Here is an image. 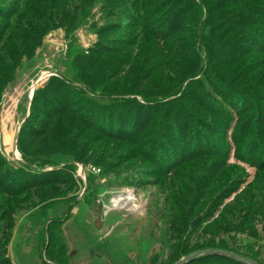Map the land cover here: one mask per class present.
<instances>
[{"label":"rangeland","instance_id":"rangeland-1","mask_svg":"<svg viewBox=\"0 0 264 264\" xmlns=\"http://www.w3.org/2000/svg\"><path fill=\"white\" fill-rule=\"evenodd\" d=\"M193 1L195 6L197 0ZM253 1H237L227 12L237 17L235 10L240 9L243 19L262 17L257 12L264 9V0L247 11ZM17 2L0 0V31L6 32H0V46H4L0 50V181L6 184L4 189L0 185V264L4 259L9 264H45V260L48 264H96L97 260L101 264H175L202 250L200 243L211 234L208 224L220 220L224 207L236 201L241 208L237 240L243 246L253 242L254 249L264 254V86H254L264 84V52H260L264 24L240 37L220 36L209 47L214 55H219L214 46L220 48V57L215 55L205 65L206 72L188 77L200 52L210 54L193 40V21L186 23L185 34H178L180 41L191 45V55L182 54L178 47L162 51L173 36L159 40L151 33L148 54L141 59V41L134 47L124 46L125 40L139 37V28H126L129 15L138 11L133 5L138 0H129L126 6L123 3L128 0ZM17 5L21 13L37 9L38 20L16 18L11 9ZM120 5L126 8L122 11ZM186 5L190 1L182 0L180 6ZM180 17H157L152 28L165 35ZM137 62L140 72L128 78H135L129 86L132 96L125 95L120 76L125 78L123 70L130 75ZM76 75L84 76L82 83L64 79ZM94 75L99 76L100 86L88 89ZM217 85L249 94L242 116L224 105ZM176 86L181 88L175 93L157 94ZM144 89L157 95L144 100L139 94ZM181 99L187 108L177 106ZM135 102L139 104L133 106ZM200 104L203 109L212 106L213 113L200 110ZM111 109L115 119H127L126 126H139L136 143L126 137L132 130L118 132L116 127L110 136L102 130L104 123L98 125L100 129L85 125L91 111ZM170 109H174L172 115H165ZM182 110L198 125L205 124V118L213 126L203 132L200 125H190L186 132L182 122L188 115ZM147 113L146 119L152 115L155 120L140 122L139 114ZM52 114L56 115L53 134L41 141L28 140L27 132L43 129ZM182 131L183 141H178ZM198 131L202 132L198 135ZM41 169L69 179L66 186H51L41 202L49 214L62 205L53 235L59 232L64 241L63 263L53 259L55 249L49 255L43 250V233L34 222L33 206H41L39 198H32V192L21 199L5 192L7 184L17 189L26 173ZM128 195L134 196L128 207L113 206L115 197ZM11 202H23L25 209L9 214L10 207H16ZM62 240L55 245L59 247ZM38 248L43 250L42 258L34 252Z\"/></svg>","mask_w":264,"mask_h":264},{"label":"trees","instance_id":"trees-1","mask_svg":"<svg viewBox=\"0 0 264 264\" xmlns=\"http://www.w3.org/2000/svg\"><path fill=\"white\" fill-rule=\"evenodd\" d=\"M181 1L182 0H138V4L134 3L133 5L138 7V11H135L134 15H129L128 19H127V26L126 28L128 29H132V28H139V30L137 31L138 35V40H134L133 39H127L124 42V46L127 47H134L135 45H137L138 41H141V43L144 44V50L141 52V59L145 58L146 53L148 54V46L150 45V42H148L150 40V38L148 37L149 34L152 33L153 37L158 38L159 40L162 39H166L170 36L172 39H170L165 45H163L162 47V51H173L175 49H177V47L182 51V54H189L191 55L192 52H190L189 50H191V45L183 43V41L179 40V33L182 32L185 34L187 26L186 23L189 21H193L194 22V26L192 31L195 32V37L193 38V40H195V42L197 41V43L200 42V44H198V46L203 47V51L204 53L206 49L204 48H208L209 47H213V43H215L216 41H220V36L222 35H228V34H233L235 37H240V35H243L245 32H248L250 30V28H253L254 26H259L264 24V9H261V12L259 10V12H257V15H262V17H256L253 20L250 19H243L244 16V11H240V9L235 10L236 14L238 15L236 17L235 14L233 13H228L227 9L234 3L241 2L242 0H229L228 2H226L225 4H222L223 0H197V4L194 6L192 5V3L194 2L193 0H189L190 1V5H186V6H180L181 5ZM227 1V0H226ZM26 0H18V4L22 3L23 5L25 4ZM260 0H254L250 6L248 10H251L254 5L255 6H259ZM56 2H54L53 4H55ZM128 2L123 3L124 6H126ZM130 4V3H129ZM141 4L145 5V8L140 7ZM122 5H120V10H124V8L126 7H121ZM26 6H23V9H25ZM58 5H56V9H55V13L58 9ZM147 8V10H146ZM19 5H17L16 7L11 9V14L13 13L14 16H16V18L20 19L23 18L24 16H29L30 19L29 20H33L34 22L36 20H38V17L40 16L39 11L37 9L35 10H31L28 11V9L26 11H23L22 13L19 12ZM188 9V11H191L192 13H194L192 16H188L186 14V12H184V10ZM220 9H224L223 13H220ZM172 11V12H171ZM171 14V15H170ZM178 15H180L181 19L180 22H178V24L176 26H173L171 29H168L167 33L165 35L160 34L158 31H155L154 28H152L154 19L157 17L160 18H164L166 17V19L168 18H172L173 20H177ZM137 16V18H136ZM134 17L136 18V20L134 19ZM262 20V21H259ZM24 22V21H22ZM113 24V23H112ZM201 24V25H200ZM110 28V27H109ZM15 31V27L11 28V34ZM1 34H3L4 32L0 31ZM6 33V32H5ZM4 33V34H5ZM181 33V34H182ZM18 34V35H17ZM20 33H16V36L19 37ZM192 38V37H189ZM159 45V44H157ZM4 48V46H0V50L2 51V49ZM214 49L218 52L219 55H217L216 57H220V48L214 46ZM210 50V49H209ZM239 50H244V52L246 51V49H239ZM260 52H264V48L261 47ZM171 53H169L167 55L166 58H168L170 56ZM199 54V53H198ZM165 54H163L164 56ZM172 55V54H171ZM200 55H198V58L200 57V59L197 61L195 68L192 69L191 73L188 75V77H192L196 74H199L201 71L204 70V72H206L205 70V65H207V63H212L213 62V57L215 56L212 51L210 50V54L206 53V56L203 55L202 52H200ZM213 55V56H212ZM222 56V53H221ZM169 60V59H168ZM224 60H228V59H224ZM199 66V68H198ZM140 66L137 65L136 67H132L130 69V75L127 76L126 72H122L123 77L120 76V78L123 80V83L125 84L124 87V94L125 95H129L132 96V89L129 87L132 84V81L136 78V72L140 70ZM122 71V70H120ZM140 72V71H139ZM135 75V78H132V81L128 80L129 77ZM83 75H80V77H78V75H76L75 77H64V79H66L68 82H80L82 83V77ZM84 77V76H83ZM170 77V75L168 76ZM110 77H108L109 79ZM187 78V77H186ZM185 78V79H186ZM99 76L98 75H94L93 78L89 79L90 81H92L89 85H88V89L91 88L92 85L97 86V82H98ZM62 80V79H61ZM220 81V79H219ZM255 82V81H254ZM134 83V82H133ZM88 84V83H87ZM256 88H262L264 86L260 85V83H254ZM100 86V85H98ZM141 86V85H140ZM217 90L220 92L221 94L219 95V97L221 96V98L223 99L222 102H224V105L226 106H230L233 108L234 112L237 113V116H242L243 115V110L241 108H243V106H246L245 103H243L245 100H247V96L249 95L247 92H244L243 90H241L240 88H234L232 86H227L224 85L223 87L221 86H216ZM253 85L250 86V88H252ZM180 87H165L162 88L161 91H157V94L159 95H165V94H170V93H175L177 90H180ZM115 91V90H114ZM140 96H142V99H145V96H153L151 98H155L154 93H147V90L144 89V91H140ZM135 95H138L137 93H135ZM181 98V97H180ZM179 99V98H178ZM176 99V100H178ZM176 100H172V101H176ZM150 101V100H148ZM137 103V104H136ZM139 104V102H135V104L133 106H137ZM245 104V105H244ZM150 105H154L150 104ZM177 106H182L184 108H187V103L184 99H181L178 101ZM153 107V106H152ZM212 106L210 108L205 107V109H203L202 105L200 104L199 109L200 110H206V111H210L211 113H213L212 111ZM130 108L127 107L125 109V112H123L124 114H127L128 110ZM198 109V110H199ZM177 111H181L179 108L177 109ZM185 113V110H182ZM65 112V111H64ZM172 112H174V109H170L169 111H166L164 114L168 116H171ZM73 113V112H72ZM153 113V111H152ZM151 113V114H152ZM56 114V113H55ZM55 114L51 115L50 120L48 121V123H45V126L43 127V129L35 132V131H28L27 132V138L28 140H30L31 138H35L34 140L37 141H41V139L43 138L44 135H47L48 133L53 134L54 131V122H55ZM61 114V112L58 113V115ZM105 114V115H103ZM57 115V116H58ZM115 115V110H110L108 113L102 111V112H94L91 111L90 114H88V118L87 120H85L87 126L93 127L95 126L96 128H99L102 123H104L106 129H102L105 133H107L110 136H114V132L116 127H119L118 132L120 131H131V133H126L129 135H126V137L132 138V142L136 143V141L139 138V135L141 134V129L139 128V126L137 125V127H135L136 125H129L126 126L127 119H124L123 117L119 120V119H115L114 116ZM147 115H144V117L142 115L139 114V118L138 120L141 121H145L148 120L146 122V124L151 123L155 120V117L152 115H150L147 118ZM188 118L185 119V121L182 122V125L184 126V130L187 132L188 131V127L190 125H192L193 127H199L197 121L195 119H191L189 114L185 113V117ZM100 116L102 118H100ZM203 120V125H200V127L202 128L203 132L205 129L210 128V125L212 123H209L207 121V119L202 118ZM119 120V121H118ZM137 121V122H139ZM116 122H118V124H116ZM137 122L135 124H137ZM196 123V124H195ZM130 124V122H129ZM99 125V127H98ZM213 126V124L211 125ZM100 129V128H99ZM202 131H198V135L201 133ZM183 134L184 131H182V135L180 134V136L178 138H176L178 141H183ZM200 156H202L201 154H198ZM51 172V173H50ZM55 171L52 170H48V171H42L41 170H36V171H29L28 173H26L25 177L22 179L24 182H22L23 185H20L17 189H15L14 187H12L11 184H7V187L5 188V192L7 194H9L10 196H12L13 198H19L21 199V197L23 198H27L29 192H32V198L33 197H38L40 200V203L43 202L42 200V194L44 195L43 198H45V194L47 192V190H49L51 188V186L53 185H61V186H66L69 183V179L66 177H61V175H49V174H53ZM55 174V173H54ZM197 176V175H196ZM194 176V177H196ZM199 177V176H197ZM29 181V182H28ZM0 185L2 186V188L4 189V186L6 184H4L2 181H0ZM51 192V191H49ZM243 195V194H241ZM241 195H239L238 197H240ZM48 198V197H47ZM30 200V198H28ZM191 199V198H190ZM32 203V202H31ZM20 204L23 205V202L20 203H13L11 202L10 205L12 206H16V207H10V209L12 208V210L8 211V213L10 214L11 211H16L17 209H25V207H22ZM239 202H233L231 205H227L224 207L223 211L220 212V220H216V221H212L210 222L208 225L211 228L210 229V236L209 239L206 240L205 242H201V248L202 249H211V248H218V249H224V250H230L233 252H236L238 254H241L243 256H247L250 257L262 264H264V254H262L261 252H259L258 250L254 249V243L249 241V244H245V246H243L242 242H240L239 240H237L238 238H236L237 236V231L238 229L237 226L239 224V220L241 217V208L239 206ZM37 206H33L34 209L36 210V213L34 214L36 217L34 219L35 224L39 225V233H43V238H41L42 243H43V247H44V251L45 254L49 255V252L52 251L53 249H55L54 254L53 255V259L56 261H59L61 263H63L65 261L64 258V253L66 252V250L63 248V244L64 241L62 240V236L59 232H57L56 234L53 235V227L54 225H57L58 223V218H55L58 213L59 210H62V205H58L56 206V208L53 210V212H50V214L52 215V221H50V214L47 211H44V203H41V206L39 208L36 209ZM7 213V214H8ZM50 219V220H49ZM47 220H49L50 223H48L46 225L45 228V223L47 222ZM253 229V228H252ZM251 229V231H252ZM214 231V232H213ZM243 231L242 229H239V232ZM251 231L249 230L250 235H252ZM44 232H48V236H46L44 238ZM213 232V233H212ZM212 235V236H211ZM240 238V237H239ZM62 240L63 243L58 246V241ZM55 243L57 244V246L55 245ZM41 248L35 249L34 252L37 256H40L41 258L42 256V251ZM101 256V255H100ZM47 260H45V264L49 263ZM4 264H9L10 260H6L4 259L2 261ZM247 264L241 261H238L236 259L233 258H229L227 256L224 255H205V256H201L198 258H195L185 264ZM96 264H101L99 262V260L96 261Z\"/></svg>","mask_w":264,"mask_h":264},{"label":"water","instance_id":"water-1","mask_svg":"<svg viewBox=\"0 0 264 264\" xmlns=\"http://www.w3.org/2000/svg\"><path fill=\"white\" fill-rule=\"evenodd\" d=\"M205 255H224L229 258L236 259L238 261L247 263V264H261L258 261L247 257L243 256L241 254H238L236 252L230 251V250H224V249H218V248H211V249H202L198 250L190 255L184 256L181 259H179L175 264H185L195 258L205 256Z\"/></svg>","mask_w":264,"mask_h":264},{"label":"bare ground","instance_id":"bare-ground-1","mask_svg":"<svg viewBox=\"0 0 264 264\" xmlns=\"http://www.w3.org/2000/svg\"><path fill=\"white\" fill-rule=\"evenodd\" d=\"M133 200H134V196H132V195L118 196L112 200V203H113V206L124 208V207H128L130 204H132Z\"/></svg>","mask_w":264,"mask_h":264}]
</instances>
